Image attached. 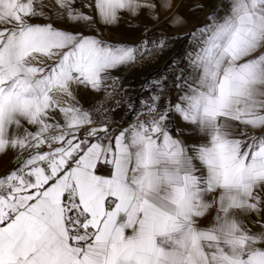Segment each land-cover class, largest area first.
I'll return each instance as SVG.
<instances>
[{
    "label": "snow or ice",
    "instance_id": "obj_1",
    "mask_svg": "<svg viewBox=\"0 0 264 264\" xmlns=\"http://www.w3.org/2000/svg\"><path fill=\"white\" fill-rule=\"evenodd\" d=\"M182 2L0 0V155L16 153L0 264H264V225L246 222L264 211V0H222L187 34L175 99L149 82L127 126L77 100L114 96V71L173 39L113 42L97 24L186 26Z\"/></svg>",
    "mask_w": 264,
    "mask_h": 264
},
{
    "label": "crops",
    "instance_id": "obj_2",
    "mask_svg": "<svg viewBox=\"0 0 264 264\" xmlns=\"http://www.w3.org/2000/svg\"><path fill=\"white\" fill-rule=\"evenodd\" d=\"M221 3L222 0H219L217 4L216 0H183L178 11L186 18V26H169L167 22L171 19L172 12L162 13L159 24L145 20L143 17L132 19L125 15L116 26L96 25L106 40L130 45L137 44L143 39L151 41L158 38L161 34L173 38L170 40L168 47L160 52V56L155 61L132 67H122L112 73V76L119 80L118 91L122 97V102H124L123 106H119L112 112L106 113L113 121L112 127L127 126V124L123 125L126 115H130L131 119L129 122H131L134 117V111L128 110V104H134L136 108L140 107V101L144 100L154 91L149 82L166 77L167 95L172 96L173 100L175 99V88L173 85L179 69L184 67L181 58L188 49L187 34L205 23L206 17ZM199 4H203V7H196ZM176 10L174 9V11ZM145 26L149 29L147 34L144 30ZM174 59L176 60L175 65L167 68L166 71L153 75L154 72L164 68L169 62L172 64ZM141 91H144V93L141 94ZM101 92L104 93V91L96 93L100 94ZM137 98L138 100L136 101ZM163 103L164 101L161 100V106H163ZM175 119L179 121L180 117L177 116ZM258 220L260 224L256 223ZM246 222L252 231H259L260 226L264 225V211L259 215L252 214L247 217Z\"/></svg>",
    "mask_w": 264,
    "mask_h": 264
},
{
    "label": "rangeland",
    "instance_id": "obj_3",
    "mask_svg": "<svg viewBox=\"0 0 264 264\" xmlns=\"http://www.w3.org/2000/svg\"><path fill=\"white\" fill-rule=\"evenodd\" d=\"M219 0H216V4L218 3ZM47 2L52 5L53 0H47ZM54 7V5H53ZM46 11H48V9H46ZM85 11H87V9H85ZM49 14L51 15V12H49ZM36 22L38 23H46L48 21L43 20V19H38ZM57 27L60 28H66L68 27L66 24H64L63 22H57L56 25ZM73 31H79L81 29L78 28H73L71 29ZM85 34H89V33H85ZM171 65V63L169 62L164 68L166 71L167 68H169ZM111 90V89H109ZM118 90V89H117ZM141 94L144 93V91L140 92ZM102 95L106 96L105 92L102 93ZM100 95L98 93H96L95 91L92 90H80L77 93V100L79 101L80 105L84 108V109H91V110H95V103L97 102V100H99ZM122 100V97H121ZM124 102H122V104L120 106H123ZM104 108L108 109V104L104 103ZM94 119H101V117L99 115H95ZM26 155V154H25ZM16 156V153L13 151H8L6 154L0 155V176L5 175L6 173H8L9 171H11L16 164L14 163V157Z\"/></svg>",
    "mask_w": 264,
    "mask_h": 264
},
{
    "label": "built area",
    "instance_id": "obj_4",
    "mask_svg": "<svg viewBox=\"0 0 264 264\" xmlns=\"http://www.w3.org/2000/svg\"><path fill=\"white\" fill-rule=\"evenodd\" d=\"M160 56V52H155L150 58L145 59L142 63H138L136 65L145 64L150 61H155ZM111 84V82H108ZM100 98L95 103V108L99 107L100 103L103 102L108 104V112H112L115 108L119 107L122 104L121 95L117 90L115 95L112 97H106L102 95V92L99 94ZM119 101V103H117ZM141 119H146V117L142 116Z\"/></svg>",
    "mask_w": 264,
    "mask_h": 264
},
{
    "label": "trees",
    "instance_id": "obj_5",
    "mask_svg": "<svg viewBox=\"0 0 264 264\" xmlns=\"http://www.w3.org/2000/svg\"><path fill=\"white\" fill-rule=\"evenodd\" d=\"M165 70V68H161V69H158L156 72L153 73V75H156V74H159L161 72H163ZM138 100V98L136 99V101ZM131 119L130 115H126L124 120H123V125H126L125 121L129 122Z\"/></svg>",
    "mask_w": 264,
    "mask_h": 264
}]
</instances>
